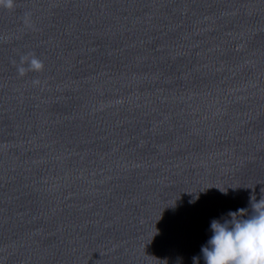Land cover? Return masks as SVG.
Returning <instances> with one entry per match:
<instances>
[{"label": "water", "instance_id": "water-1", "mask_svg": "<svg viewBox=\"0 0 264 264\" xmlns=\"http://www.w3.org/2000/svg\"><path fill=\"white\" fill-rule=\"evenodd\" d=\"M11 5L0 264H192L264 200V0Z\"/></svg>", "mask_w": 264, "mask_h": 264}, {"label": "clouds", "instance_id": "clouds-1", "mask_svg": "<svg viewBox=\"0 0 264 264\" xmlns=\"http://www.w3.org/2000/svg\"><path fill=\"white\" fill-rule=\"evenodd\" d=\"M0 6L11 7V0H0ZM27 61L26 70L39 72L43 63L34 55L22 58ZM227 195L228 190L220 191ZM249 209L229 211L220 219L210 222V237L200 249V257L194 256L192 264H264V200H249Z\"/></svg>", "mask_w": 264, "mask_h": 264}]
</instances>
